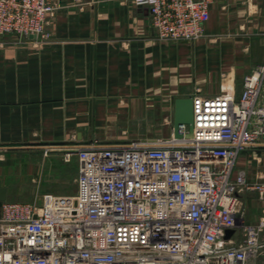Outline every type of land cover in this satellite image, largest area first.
<instances>
[{
  "label": "built area",
  "instance_id": "built-area-1",
  "mask_svg": "<svg viewBox=\"0 0 264 264\" xmlns=\"http://www.w3.org/2000/svg\"><path fill=\"white\" fill-rule=\"evenodd\" d=\"M150 10L162 41L205 33L213 0H133ZM54 0H0L7 35L50 38ZM191 137H140L67 148L78 161L75 194L3 201L0 264H264V216L249 222L241 193L264 200V179L239 154L264 138V63L236 94L193 97ZM228 230L233 232L228 236Z\"/></svg>",
  "mask_w": 264,
  "mask_h": 264
},
{
  "label": "crops",
  "instance_id": "crops-1",
  "mask_svg": "<svg viewBox=\"0 0 264 264\" xmlns=\"http://www.w3.org/2000/svg\"><path fill=\"white\" fill-rule=\"evenodd\" d=\"M54 3L49 39L10 34L0 42L5 201L75 194L78 161L65 162L64 149L162 131L173 126L176 97L239 96L244 76L264 63V0H213L205 33L194 41L156 38L149 8L133 0ZM239 170L264 179V138L239 154L234 175ZM241 198L249 222L264 216L255 192Z\"/></svg>",
  "mask_w": 264,
  "mask_h": 264
},
{
  "label": "water",
  "instance_id": "water-1",
  "mask_svg": "<svg viewBox=\"0 0 264 264\" xmlns=\"http://www.w3.org/2000/svg\"><path fill=\"white\" fill-rule=\"evenodd\" d=\"M181 124H187L189 131L186 136L191 137L194 127V112H193V99L191 97H176L174 100V121L173 132L176 137H181L179 132ZM7 198V188L0 187V216L1 206L3 201ZM232 230H228V236L232 233Z\"/></svg>",
  "mask_w": 264,
  "mask_h": 264
},
{
  "label": "rangeland",
  "instance_id": "rangeland-1",
  "mask_svg": "<svg viewBox=\"0 0 264 264\" xmlns=\"http://www.w3.org/2000/svg\"><path fill=\"white\" fill-rule=\"evenodd\" d=\"M171 117V115H170ZM171 121V119H170ZM172 123L168 122L167 125L164 126L163 130L161 131H146V132H143V135H139L138 137H148V136H152V137H155V136H158V137H169L172 133ZM68 166H73V164L71 165V163H67ZM64 176H65V182H69L70 180V170L69 169H65V173H64ZM44 183H46V180L43 181ZM32 185V184H31ZM54 192V190H52ZM23 200H34L35 198L33 196H22ZM13 201V200H12ZM16 201V200H14Z\"/></svg>",
  "mask_w": 264,
  "mask_h": 264
}]
</instances>
